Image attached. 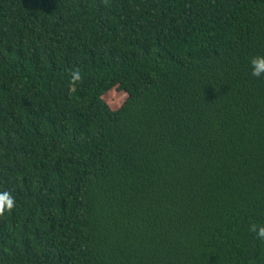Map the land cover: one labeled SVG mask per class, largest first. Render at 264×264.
<instances>
[{
    "label": "trees",
    "instance_id": "16d2710c",
    "mask_svg": "<svg viewBox=\"0 0 264 264\" xmlns=\"http://www.w3.org/2000/svg\"><path fill=\"white\" fill-rule=\"evenodd\" d=\"M257 55L264 0H0V264H264Z\"/></svg>",
    "mask_w": 264,
    "mask_h": 264
},
{
    "label": "clouds",
    "instance_id": "9594fccd",
    "mask_svg": "<svg viewBox=\"0 0 264 264\" xmlns=\"http://www.w3.org/2000/svg\"><path fill=\"white\" fill-rule=\"evenodd\" d=\"M249 75L252 78H259L264 76V56L257 55L249 59L248 61ZM72 79H78L77 74L72 75ZM13 204L12 197L7 193H0V210H6L11 208ZM256 235L260 238H264V226H252Z\"/></svg>",
    "mask_w": 264,
    "mask_h": 264
},
{
    "label": "rangeland",
    "instance_id": "374dc122",
    "mask_svg": "<svg viewBox=\"0 0 264 264\" xmlns=\"http://www.w3.org/2000/svg\"><path fill=\"white\" fill-rule=\"evenodd\" d=\"M125 95L117 90H111L104 96L105 103L112 109H117L123 102Z\"/></svg>",
    "mask_w": 264,
    "mask_h": 264
}]
</instances>
